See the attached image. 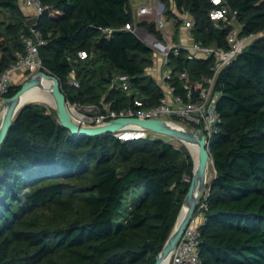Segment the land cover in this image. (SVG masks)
Returning a JSON list of instances; mask_svg holds the SVG:
<instances>
[{
	"label": "trees",
	"instance_id": "16d2710c",
	"mask_svg": "<svg viewBox=\"0 0 264 264\" xmlns=\"http://www.w3.org/2000/svg\"><path fill=\"white\" fill-rule=\"evenodd\" d=\"M161 1L167 18L190 11L195 40L227 46L231 25L210 19L212 0ZM223 1L237 11L242 32L255 38L217 77L220 121L209 137L214 164L199 201L207 204L199 255L203 264H264V0ZM41 3L35 16L21 0H0V12L11 17L0 22V72L24 50L34 24L44 39L42 69L58 77L67 102L101 111L127 106L136 92L110 87L120 73L147 105L159 102L161 88L147 71L152 50L124 28L132 21L130 0ZM139 24L161 36L153 21ZM80 49L87 57L77 55ZM213 63L188 59L184 50L170 55V65L187 70L192 83L210 74ZM72 69L79 86L67 81ZM20 86L12 84L7 96ZM192 169L190 152L162 138L72 133L57 113L27 101L0 145V264H155Z\"/></svg>",
	"mask_w": 264,
	"mask_h": 264
},
{
	"label": "built area",
	"instance_id": "2783aa9c",
	"mask_svg": "<svg viewBox=\"0 0 264 264\" xmlns=\"http://www.w3.org/2000/svg\"><path fill=\"white\" fill-rule=\"evenodd\" d=\"M23 5L33 10L35 16L43 11L41 0H22ZM216 5L209 12L210 19L218 25L222 20L231 25L227 34V46L216 43L205 44L195 40L192 33L194 18L189 10L180 11L176 16L167 18L164 15L165 5L160 0H151L149 4H140L135 10L132 8V21L126 22L124 28L135 32L140 39L152 50L153 64L161 62L158 67L157 77L151 74L161 88L159 102L147 105L146 101L139 96L138 89L132 87L130 78L126 73L115 75L110 82V87H119L128 94H136L130 103L120 109L105 106L101 111L97 105H81L76 102H67V109L72 119L82 126H97L118 117H137L139 119H162L178 118L191 125L200 128L201 133L207 139L217 131V123L220 115L216 110L217 100L220 95L217 89V77L221 71L230 64L255 38V33L242 32L243 24L237 19V11L232 10L223 0H212ZM153 21L156 29L161 32L159 37L150 32L139 22ZM180 24L177 25V22ZM31 34L24 36V50L16 52V58L0 72V123L3 114L4 99L12 84L22 83L30 74L43 70V64L39 54V45L44 43L41 32L34 24L30 25ZM106 35L112 32L111 27L103 28ZM184 50L188 59L212 58L211 73L202 75L196 82H187V70L174 69L170 65V55L173 52L178 55ZM80 58L87 57V51H77ZM152 64V65H153ZM28 72V73H27ZM31 75V76H32ZM23 80V81H22ZM68 83L79 86V81L71 70ZM150 130L137 123H128L111 132L113 136L122 140L143 139L149 136ZM189 180L188 177H185ZM207 208L205 200L197 206L196 214L186 226L178 244L170 254L169 264H203L199 255L200 229L202 223L195 221L200 214L204 218L203 210Z\"/></svg>",
	"mask_w": 264,
	"mask_h": 264
},
{
	"label": "water",
	"instance_id": "95a60500",
	"mask_svg": "<svg viewBox=\"0 0 264 264\" xmlns=\"http://www.w3.org/2000/svg\"><path fill=\"white\" fill-rule=\"evenodd\" d=\"M44 78L52 81L49 92L53 95L60 123L67 127L72 133L89 136L105 132L111 133L113 130L125 126L128 123H137L150 131L162 132L178 138L189 147L191 151L190 154L193 158L192 174L189 177L190 185L175 224L164 246L157 255L155 262V264H162L165 261V264H169L171 251L178 244L186 226L197 212V206L201 198V190L206 180V161L209 156H211L210 144L206 135L201 133L200 128L189 130L183 127V129H179L169 126L166 120L154 118L139 119L137 117H118L97 126H82L72 119L67 109L66 96L62 90V84L58 77L48 71L38 70L27 80L22 82L20 88L13 95L5 97L2 120L0 123V145L5 138L17 110L27 102L31 95L37 92V89L43 86ZM192 146H194L198 152L197 160L194 159L191 150ZM210 187L211 184L209 185V188Z\"/></svg>",
	"mask_w": 264,
	"mask_h": 264
},
{
	"label": "rangeland",
	"instance_id": "374dc122",
	"mask_svg": "<svg viewBox=\"0 0 264 264\" xmlns=\"http://www.w3.org/2000/svg\"><path fill=\"white\" fill-rule=\"evenodd\" d=\"M150 2H151V0H130V6H131V8L133 10H135V8L138 5H140V4H149ZM21 5H22V7L24 6L22 0H21ZM26 12H28V13H26ZM25 13L26 14H30L29 11H25ZM30 15H32V14H30ZM10 19H11V17H10L8 12H5V11H1L0 12V22H3V21L7 22ZM263 34H264V31H263ZM160 66H161V62H160V59H159V63L155 62L151 67H149L147 69V71H148V73L153 74L154 76L157 77V70H158V67H160ZM28 101L38 103L39 105H44L49 111L57 113L53 95L49 91L40 90L39 92H37L34 95H32L31 97H29ZM166 121H167V124H169V125H171L173 127L178 126L176 128H179V129H183V127L187 128L189 130L193 129V127L191 125H189V124L186 125L184 122H182L180 120H177V119L168 118V119H166ZM174 125H176V126H174ZM149 136L152 137V138H155V137L162 138V139H164V140H166L168 142H171L176 148H179V149L185 148L186 150L191 152L189 147L183 141H181L178 138H175V137H173V136H171L169 134L162 133V132H156V131H150L149 132ZM211 164H212V158H211V156H209V158L206 161V168H207V172H209V174H213V170H212ZM142 192L144 193V190H142V189L139 190L137 192V195L140 196ZM195 221L197 223L200 221V214H198L195 217Z\"/></svg>",
	"mask_w": 264,
	"mask_h": 264
},
{
	"label": "bare ground",
	"instance_id": "6f19581e",
	"mask_svg": "<svg viewBox=\"0 0 264 264\" xmlns=\"http://www.w3.org/2000/svg\"><path fill=\"white\" fill-rule=\"evenodd\" d=\"M51 84H52V81L51 80H48V79H43V86L41 87V88H39V89H37V92H39L40 90H42V91H49V87L51 86ZM37 92H35V93H37ZM34 93V94H35ZM33 94V95H34ZM32 96V95H31ZM30 96V97H31ZM29 99V98H28ZM28 101V100H27ZM172 122V121H171ZM169 125V124H168ZM169 126H171V125H169ZM174 126H176V125H174ZM173 127V126H172ZM176 127H178V126H176ZM175 127V128H176ZM191 150H192V153H193V156H194V159L195 160H197V158H198V152H197V150H196V148L194 147V146H192L191 147ZM162 264H165V261L162 263Z\"/></svg>",
	"mask_w": 264,
	"mask_h": 264
},
{
	"label": "crops",
	"instance_id": "0c3cea01",
	"mask_svg": "<svg viewBox=\"0 0 264 264\" xmlns=\"http://www.w3.org/2000/svg\"><path fill=\"white\" fill-rule=\"evenodd\" d=\"M23 11H24V12H25V11H29L30 14H32V15L34 14L32 9L27 8V7H25V6H23ZM26 13H28V12H26ZM30 14H29V15H30ZM202 219H203V218L200 216V220H201V221H202Z\"/></svg>",
	"mask_w": 264,
	"mask_h": 264
}]
</instances>
